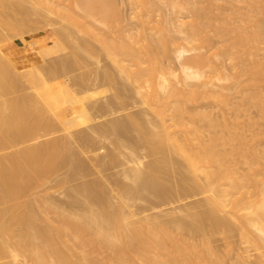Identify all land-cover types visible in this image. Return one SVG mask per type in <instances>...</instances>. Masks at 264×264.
Masks as SVG:
<instances>
[{"label": "bare ground", "instance_id": "1", "mask_svg": "<svg viewBox=\"0 0 264 264\" xmlns=\"http://www.w3.org/2000/svg\"><path fill=\"white\" fill-rule=\"evenodd\" d=\"M2 1L3 0H0L2 6H4L5 5L4 3L7 4V2L9 0L7 2L3 1L4 3H2ZM16 1L18 2V0H14V2H16ZM27 1L25 0L26 3H28ZM41 1L44 2L43 0H41ZM49 1L51 2V4H55L54 2L57 0H55V1L53 0V3L51 0H49ZM70 1H71V3L67 1L68 2V4H67V3H64L65 1L59 0V2H56L55 5L58 4L57 6H59L61 3V5H63V6H59V7L60 8L64 7L66 9L65 10L66 12H67V9L69 11L71 8L72 9L70 10V12L72 10H75L76 12L78 11L77 14L72 13V15H74V18H76L75 17V15H76L78 17L77 19H79V20L82 19L83 22H86L87 24L90 22V21L87 22V20H88L87 18L90 16H91L90 20L92 18L91 11H98V10H94L95 6L97 7V5H98V7L101 8V9L100 8L99 9L102 12L104 10V13H105V11H110V10L112 11V8H114L113 13L116 12L118 14V16H120V18L122 16V12H123L122 11L123 6H122L120 0L119 1L118 0H70ZM143 1L147 3V6H146V3H144V6L146 7V8L144 7V9H147L146 13H148V15L150 17V19H148L146 21L150 20V22H156V20L154 19L155 17H153V16H155L157 12L155 13L154 9L157 8V10H158L159 7L157 5H156L157 7L154 6L155 1L154 2H152L151 0H146V1L143 0ZM22 2H24V1H22ZM45 2H47V1H45ZM45 2H44V4H45ZM156 2L160 3L159 1H156ZM246 2L251 3L252 6L256 8L255 9L256 12L258 10V16L262 15L261 11L262 12L264 11V0H248ZM11 3H10V5H12ZM63 3L66 5H69V3H70V4H72V6L69 5L71 7L70 8L69 6H66V5L64 6ZM96 3H97V5H95ZM175 3H176L175 1L170 2L171 7L172 6L174 7V5L177 6L178 3L177 4H175ZM184 3H182V4H184ZM15 4H19V3H15ZM199 4H201V3H196V4L194 3L195 6L192 5L194 8H192V6H191V8L194 10V13H193L194 18L192 17V21H190L191 23L190 24L188 23L190 35H188V36L186 35L184 39H186V41H188V42H191V41L196 39L197 35L203 34L204 31L206 33L208 31L212 30V27H213V29L216 30L215 31L216 34L221 38L220 40L223 41V43H222L223 46L222 47L220 46L219 50L220 51L222 50L221 52H224V50L226 51L228 49L229 53L231 54V60L234 61L236 64H240L242 66V75L244 77L241 79L240 85L245 86L242 88L246 89V88H249L250 86H251V88L252 87L256 88L255 86H252L253 83H256L257 81L264 80V63L261 60L249 58L251 55H253V46L251 48V46H250L251 44H250L248 47V42H250L251 39L252 40L255 39L254 43H256V41H258L256 39H258L260 37L259 36L257 37V35H259L257 32H263L264 31L263 23H261L259 26L258 24L256 25L253 22L254 20H257L258 18L257 19L253 18L254 20L251 19L252 17H255V16H253L254 14L251 15L254 11V10L252 11V9H251L252 13L250 12L251 13L250 15L249 14L246 15L245 19L248 17V19H246V20H247V22H250L249 17L251 16L250 19L253 20L252 22L255 24L254 25L255 30H253V32H251L252 33L251 36H248V34H251V33L247 34L246 32H248V31L237 32V31H239L238 29H244L245 30L247 27L245 28V27L237 26V28H238L237 29L236 25L234 27V24H232L230 22V20L226 21L228 19H232V17L230 18L229 16H227L228 17L227 19L223 18L225 20H222V16H221L220 20H218V18H217V21H219L218 23H216L214 21H213L214 22L213 23L212 21H210V20H213V18L211 19L210 16H208L210 13L209 6H207L208 8L206 7L208 10H205L206 8L204 7L205 9L204 8L202 9L201 7H203V6H200ZM10 5H8V6L10 7ZM23 5H24V3H23ZM45 5H47L46 7H49L48 6L49 4H45ZM158 5L161 6L160 4H158ZM19 6H20V4H19ZM25 6L28 7L27 5H25ZM36 6H37V4H36ZM153 6H154V8H152ZM181 6H183V5H181ZM181 6H180V8H182ZM253 7H251V8H253ZM32 8H34V6ZM51 8H52L51 9V11H52L53 7H51ZM8 10L9 9H7V11ZM15 10H16V8H15ZM21 10H20V12H21ZM35 10H37V7ZM157 10H155V11H157ZM24 11H26V10H24ZM24 11L22 10V12H24ZM30 11H32V9H30L29 12ZM65 11H63V12H65ZM150 11H152L154 13H152ZM10 12H11V10H10ZM22 12L20 14H22ZM58 12L59 11H57L56 13H53V14H57ZM1 13H0V20H1L0 24L2 23V21L6 22V20H3V18L5 16L3 17ZM25 13H27V12H25ZM259 13H261V14H259ZM12 14H16V13H12ZM31 14H32V12H31ZM33 14L35 15L34 12H33ZM36 14H38V13H36ZM43 14L41 13V15H43ZM45 14H46V12H45ZM62 14L63 13H61V15ZM95 14H97V13H95ZM95 14H93V15H95ZM66 15H68V14H66ZM102 15H106V14H101V16ZM48 16H50V15H48ZM107 16H109V13L107 14ZM263 16H262V18H263ZM31 17H33V16H31ZM35 17H33L34 20H35ZM65 17L67 18V16H65ZM68 17H70V15ZM11 18H12V16H11ZM11 18L7 19L8 24H5L3 22L4 26L2 25L3 23L0 26L1 27L6 26L7 28L9 26V28L11 27V30L13 31V33L14 32L17 33L15 30L20 29L17 27H21V28L23 27V24H22L23 21L22 22H18V21L13 22ZM13 18H15V17H13ZM20 18H23V17H20ZM42 18H43V16H42ZM46 18H48V17H46ZM100 18H102V17H100ZM5 19H6V17H5ZM67 19H69V18H67ZM117 19L119 20V18H117ZM9 20H11L13 23L11 21L9 22ZM16 20H18V19H16ZM21 20H23V19H21ZM30 20H31V18H29V21ZM79 20H78V23H77V20H75V21H76V24H79L81 26L82 22L80 21V23H79ZM112 20H113V18H112ZM112 20L111 21L109 20V21L112 22ZM121 20H122V18H121ZM214 20H215V18H214ZM25 21H26V19H25ZM42 21H44V20H42ZM68 21L69 20H67V22ZM70 21H72L71 18H70ZM115 21H117V20H115ZM233 21H234V19H233ZM106 22H108L107 19H106ZM91 23H93L95 25V23H97V22L94 23L92 21ZM116 23H117V25H119L118 22H116ZM27 24H28V22H27ZM72 24H74V23H72ZM72 24L70 23L71 27H72ZM101 24L103 26V23H101ZM101 24H99L98 26H100ZM148 24H149V22H148ZM208 24L211 25V26L209 25L211 27L210 30L206 29ZM94 25H92L93 28H94ZM113 25H114V23H113ZM117 25H115V27L119 29L121 25H119V27H117ZM165 25L167 26L168 24H165ZM261 25H263V26H261ZM29 26H33V25H29ZM80 26L79 27L76 26V28L78 29V28H80ZM98 26L95 27V28H97L96 30H98ZM106 26H107V23H106ZM62 27H64V26H62ZM74 27H75V25H74ZM87 27H89V26H87ZM112 27L115 30V27L114 26H112ZM112 27H111V29H112ZM27 28H28V26H27ZM76 28H71L70 31L74 32L75 30L72 31V29H76ZM83 28H84V26H83ZM90 28L91 29H89V31L92 30V32H94L95 28L94 29L92 27H90ZM103 28L104 27H102V29ZM109 28H110V26H109ZM122 28L123 27L121 26L120 29H122ZM99 29H100V27H99ZM102 29L98 30L99 32L98 31L97 32L100 33V31H102ZM120 29L116 30V31L119 32ZM236 29H237V31H236ZM261 29H263V31H261ZM6 30L9 31V29H6ZM67 30H68V28H67ZM84 30L86 31V29H83V31ZM104 30H106V28ZM29 31H30V29L28 30V33H29ZM52 31L54 32V30H52ZM78 31H79V29H78ZM21 32H22V30H21ZM103 32H105V31H103ZM103 32L100 33V34H102L101 36L104 35ZM106 32H105V34H106ZM112 32H110L109 35ZM115 32L113 34H115ZM120 32H121V36L120 35L117 36L118 38L120 37V39L122 40V42H120V39H119L120 43L117 42V43H119L118 44L119 46L117 44H115L116 42H114V43L112 42V46H115V45L118 46V47L116 46L118 50L115 49V51L117 50L118 52L115 53V55L113 54L114 50L112 51L110 49L111 48V43H110L111 41L110 40H108V41H110L109 42L110 48L107 47L108 41L106 43H104L106 41L104 37H102V39H104V40H102L103 43H100V42L99 43L101 44V46H103V44L107 45L105 47V49L109 48V51L114 55V56L113 55H111V56L115 57L117 54L118 57L117 58L115 57V59H116V62H118L120 64V68L118 67L119 68L118 70H121V72L124 74V75L123 74L122 75L125 76V79L127 78V80L129 79L132 83L138 84L139 89H141L138 91L139 93H142L145 96V98H150L149 96L153 97V95L155 96L153 98H157V101L160 102V104L156 105V107H155V108H157V110L155 109L157 111L156 113H158V115H160L162 117V119L165 118L166 116H168L169 119L167 122H169V120H170V123L167 124V122L165 121L166 119H164V120L159 122L160 123L159 127H158V124L157 125L155 124L154 127H152V129L150 128L151 130H155V131L152 132L151 130L149 131V129H148V131H146L145 130V127H147L146 123L149 121H147V122L143 121V123H142L141 122L142 120H140L142 118L136 117V116H141V115H135V114L130 113L129 114L130 116L125 117V119H124L125 122H123V120H122L121 122H123V123L120 122L119 124H114V121H113V124H111L112 123L111 122L110 125L109 124L106 125V123H102V124L100 123L101 125L97 126V130L99 133L101 132V134H102L101 136L109 137L110 135L113 136L115 134L114 138L116 137V139L113 142H114V146L116 145L118 148L123 143H126V142H122L121 140H119L118 133L121 130L125 131V128H132V129H130L131 131L136 130L137 131V137L135 138L134 145H137V146L143 145L147 149L149 156L150 157L154 156L153 157L154 159L153 160L151 159V161H149V163H147L146 166H143V168H141V167L144 164L141 165L140 164L141 161L139 163H137V161H135V165L127 168V170L125 169L123 171V175L125 176V179L127 178L130 181V182H128L129 184L128 183L126 184L124 182H123L124 183L123 184L120 181V179L115 178V180L113 181V184L115 185L114 190H118L117 192L119 194V198L118 197L117 198L120 201L119 207H117L118 206L117 204L119 202L115 203V200L114 199L112 200L111 199L112 197L110 198L108 196V194H110V192L107 193L106 191H108L109 188L106 190L104 188L106 186L105 183L104 182L101 183L102 181L100 182L98 180V184H93V182L92 183L91 182L90 183L85 182L86 184H81L78 187L77 186L75 187L76 188L75 189L76 195L74 193V195H75V197H74L75 201L74 202L79 201L80 199L81 200L83 199L82 201L84 202V204L86 206L85 207L86 210L82 214H78L76 212H75L76 214L74 212L65 213V210H63L64 208L63 209L60 208L62 210H52L54 203L52 202L53 205H51L49 202L51 200H49V201L44 200L43 202H39V199H37L38 203L34 199V202L33 201L19 202V203L14 204V205H8L3 210H0V260L7 255L8 257H13V258H15L17 256H22L23 261L24 262L27 261L26 263H23V264H186L187 262H190L189 252L193 248V245H192V243L189 242V240L186 238V236L188 235V232H191V230L193 231V230L198 229V227L200 228L201 225L203 224V222L205 221V218L203 216L199 215V212L201 209H198L197 211H194V210L186 211V213L184 215H181L180 217L178 216V217H174V218H169L167 220H165V219L161 220L162 217L158 218V219H149V220H147L146 217H145L146 220L140 219V218H134L136 216L135 215L136 213H134V210L133 211L128 210V212L126 213V209H125L126 206H129V205L125 204L126 202H128V201L125 202V200H129V201L130 200H136L141 196H153V197L157 198L158 200H160L161 198L164 199L165 198L164 197L165 196L164 190H166V189L168 190L169 186L171 187L169 182L172 181V180L169 181V178H168V180H166L167 178H165V177L171 176V175L173 176V174H172L173 172L177 173L179 176V178L177 180L179 182L177 184L178 185L180 184L179 187L185 183V181H184L185 176H189L191 178L190 183H188L189 189L199 188L202 186V181L205 182L207 184L209 194L206 197L207 198V204L204 207V210H208L209 213H212L211 215L213 217L212 218L213 221L216 223L215 225H222L223 224V221H221L218 217H216V215L225 214V216L229 222H234L235 224L239 225L240 231H241V236L247 242H250L255 247H257L258 250L261 252V254L264 256V171L262 169L258 168V165H256L258 163L257 162L258 159L252 158V157L258 156L259 154H257V155L255 154L256 156H252V157L250 156L252 159H254V160L256 159V161H252L253 163L256 162L255 163L256 168L253 167V169H248L249 171L247 173L240 174L236 168L237 162L235 159V154L231 150H229L227 147H228V145H231L232 148L237 151L238 157L242 158L249 165V163H250L249 155L250 154H247L242 148L243 146L247 145V140L245 139V137L241 133L231 131L229 122L224 121L222 124H220V122L218 123L217 120L213 119V117H212L213 115L212 114H211L212 116L210 115L211 112H209V113H205V112H201V111L200 112H198V111L194 112V110H193V112H191V111H189V108L186 107L183 102H181L180 99L182 96L185 95L184 94L185 91L182 88L176 87L177 85L173 82L175 75L172 74V72H169V70L165 68V66H164V64L160 58L161 51L158 50V49H160V47H161L160 44H162V42H163V45L164 44L168 45V42L165 40H166V38H168L167 34H168V32L170 33V28L169 29L166 27L160 28V30L158 31V34L156 32V36L154 35V37H153V35L152 36L146 35L147 38H143V40L146 41V43H144L143 49L142 48L135 49L136 48L134 46L135 42L133 43L132 42L133 40L131 41L130 38H129L130 41L125 39V38H127V35H124L125 31L123 29ZM1 33H0V37L3 36V34H1ZM84 33L86 34V32H84ZM94 33H96V32H94ZM98 33H97V37L98 36L100 37V35H98ZM19 34H23V32L18 33L17 35H19ZM89 34H87V35H89ZM8 35L9 34L1 37L2 41L8 42L11 38L10 36H9L10 37L9 38ZM17 35L15 34L14 36H17ZM63 35L65 36L66 33ZM11 36H13V34ZM59 36H60V34H59ZM91 36H95V35H91ZM112 36H110V37H112ZM124 36H125V38H124ZM61 37H62V34H61ZM97 37H95V39ZM117 37H115V38L117 39ZM171 37H172V35H171ZM58 38L61 39L60 37H58ZM65 38L63 37V39H65ZM106 38H108V37H106ZM115 38L113 40L117 41V40H115ZM261 38H262V36H261ZM248 39H250V40H248ZM98 40H101V39L99 38ZM252 40H251V42H253ZM65 41H67V39H65ZM160 41H161V43H160ZM129 42H132L133 44L129 43ZM86 43H83V44H86ZM65 44H66V42H65ZM72 44H74V43H72ZM76 44H78V43H76ZM113 44H115V45H113ZM130 44L133 46H131ZM33 45L34 44L29 43L28 47H33ZM68 45H70V43ZM167 45L165 46L166 51L169 50ZM246 45H247V47H246ZM74 46H72V47H74ZM79 46H78V49L80 50ZM88 46L90 47V44ZM140 47H142V46H140ZM244 47L246 50L243 49ZM17 48H18V45L16 42H8L7 44L0 46V72L8 69L9 66H10L9 69L12 68L11 65H9L7 68V65L10 64V62H12L11 59L15 55V51L17 50ZM75 48L77 49V47H75ZM163 48H164V46H163ZM66 49H68V48H66ZM71 49L70 50L68 49V50L71 51ZM78 49H77V51H78ZM107 49H106V51H107ZM72 50H74V49H72ZM81 50H83V49H81ZM81 50H80V52H81ZM137 50H140L142 52L137 51ZM186 51L187 50L179 51L178 56H180V57L183 56ZM86 52H84V53H86ZM242 52L244 53L242 55L243 56L245 55L246 58L241 56ZM41 53L42 52L40 51L39 55H42ZM106 54H107V52H106ZM164 54H165V52H164ZM166 54H167V52H166ZM20 56H22V55H20ZM77 56H79V55H77ZM17 57H18V59L20 58L19 56H17ZM17 57H15V58H17ZM70 57H71V55H70ZM109 57H110V53H109ZM113 57H111V58H113ZM241 57H243V58H241ZM17 60H14V61H17ZM50 60H52V59H50ZM56 60H57V58H56ZM59 61H61L60 58H59ZM67 61L71 62L72 59L70 61L69 60H67ZM67 61H65V62H67ZM125 61H128L129 63L126 62L125 64H127V65H124L122 62H125ZM186 61L185 62L188 64H185L186 66L183 67V69H184L183 71L185 72V75H184L185 79H195V80H202V81H201L200 85H197V83H194V82L184 83L183 85L186 87L185 89L194 88V87H203V88L208 87L210 82L214 78V74H212V73L216 72V67H217L216 66L217 62L215 61L214 54L211 53L210 51L204 52L201 54H195V55L193 54L191 56L186 57ZM17 62H18V64L17 63L16 64L19 66L20 62L19 61H17ZM75 62H77V61H75ZM13 63H11V64L14 65ZM51 63H53V62L51 61ZM78 63L80 64L81 61L77 62V64ZM118 63H116V65ZM53 64H55V63H53ZM59 64L60 63H58L57 65H59ZM114 64H115V62H114ZM193 64H195V65L205 64L203 67H206V65H207V67L212 68L213 71H211V73L208 74L205 70H202V69L191 70L192 69L191 66H188V65H193ZM41 65L42 64H40L39 66H41ZM43 65H45V64H43ZM57 65H55V66H57ZM72 65H74V64H72ZM14 66L17 67L16 65H14ZM15 67L12 68L13 71H14ZM21 67H22V65H21ZM62 67H63V64H62ZM80 67H82V66H80ZM203 67H200V68H203ZM30 68H32V67H30ZM30 68L26 69V71L23 72V74L24 73L26 74L27 70H28L29 72L27 74H29V76H30V77L28 76V78H30V80H31L29 82H31V83L33 82L32 84H34V79L36 80L37 78H35L36 76L34 77V75L32 74L33 70L30 71ZM67 68L70 70L69 66ZM15 69L18 70L17 68H15ZM62 70H63V68H62ZM57 71H59V70H57ZM63 71H67L66 68ZM71 72L72 71L70 70V73ZM158 72H160L162 74V77H161V79H159V81L156 79V75H155ZM104 73L106 74L107 72L105 71ZM6 74L10 75V73H8V71ZM58 74L59 73H57V76H59ZM110 74H111V72H110ZM17 76H19V75H17ZM57 76H56V78H57ZM7 77L4 76V74L2 75V73L0 74V94L1 93L5 94V92H7L8 90L10 92L12 90L13 86H15L16 84H19V82H20L19 80H17L18 78H20V76L18 78H15L13 75H10V78L11 77L14 78V81L16 79L15 82H12L13 79L11 80L9 77H8L9 79ZM52 77H53V75L50 78H52ZM66 77H68V76H66ZM109 77H111V75H108V78ZM26 78H27V76H26ZM45 78H47V77H45ZM53 78H55V77H53ZM108 78L106 77L107 80H108ZM112 78L113 77H111V79ZM32 79H33V81H32ZM38 79H37L38 83H36L35 87L37 86V84H39L38 87L41 91L39 93H41V97L43 98V100L46 101V103H44V102H42V103L47 105L46 106L47 109L46 108L43 109L44 107L40 108L38 106L39 101L36 100V98L39 99V97L30 98V100H25L27 98L23 97L25 99H23V100L21 99L22 101L21 100L17 101V99H15V101H13L11 103H10L9 99H7V100H9V102H6V100L4 101L3 100L4 98L2 99V101H4V103L1 101V103L3 105L0 106V151H3V150L5 151L7 149L12 150L13 148H16V147L18 148V146L20 147V145H22V147L13 151L12 153L7 152L6 154L3 153V155L0 154L1 155L0 156V205L1 204L2 205L8 204L11 201L20 198L21 196H24L35 185L37 186V184H39V183H40L39 185H41L42 181L47 182L46 180H44L45 177L46 178L51 177L52 173L54 174V172L59 168L62 169L61 166L63 167V165L66 167H67V165H69V166L72 165V168H69L70 170L72 169V171L69 173V175H72V173H74V175H76L75 171H77L78 169L81 170L80 169L81 163L79 161H76L77 159H75V155L71 151V149H70L71 147H69L70 144H72V143H70L71 141L69 138H71V137H69V135H68L69 140L66 141V142L70 141L68 147H67V144H64V142H62V140H60L58 138H56V139L53 138L52 140L50 139L49 141H46V142H44L45 141L44 140L43 141L44 143L43 142H41V143L35 142V140L39 136L38 134L40 133L41 130H43L42 132H44V130L46 132H48V131L51 132L50 130L52 128H53L52 131L55 129V127L53 125V124H55L53 122L54 120L52 121L51 120L52 118L50 119V117L48 116L50 114V112L53 114V116L58 118L61 126L65 127L64 128V130H65L66 127L68 129L72 126V121L70 120V116L75 111V110H73V111L65 114L64 111L61 109L62 106H64L63 104H67L69 101H71L70 99H69V101L67 100V98H66L67 92L63 86H61V87L59 86L57 88H52L44 80H41L40 78H38ZM111 79H109V80H111ZM46 81H48V80H46ZM111 81L113 82V80H111ZM21 82H23V81H21ZM35 82H37V81H35ZM46 83H47V86H46ZM84 83H85V81H84ZM18 86L20 87V84ZM18 86H15L16 89ZM22 86H24V88H26L25 84H23V83H22ZM33 86L31 85V87H33ZM67 86H69V85H67ZM38 87H37V90H38ZM74 87H76V86H74ZM9 88H11V89H9ZM69 88H70V86H69ZM101 88H103V87H101ZM19 90H16L17 93H15V94L21 93V92L18 93ZM27 90H25V91H27ZM208 94L211 95V92L206 91L204 93V95L207 97H208ZM31 95H32V92H31ZM248 95L249 96L247 97V99L250 101L252 99L264 100L263 91H259L257 88L253 91V93H250ZM23 96H24V93H23ZM42 98H40V99H42ZM71 99H74V98H71ZM159 99H160V101H159ZM69 104L71 105L70 102H69ZM40 106H41V104H40ZM170 110H171V112H170ZM168 113H170V114H168ZM168 117H166V118H168ZM202 120L206 121V122H202ZM118 122L119 121H117L116 123H118ZM149 123L152 125V122H149ZM204 123H206V124H204ZM57 124H56V126H57ZM144 125H146V126H144ZM219 126H220L221 132H223L224 135L218 134L220 132L217 129V128H219ZM221 127H222V129H221ZM154 128H156V129H154ZM157 128H158V130H157ZM66 130H65V132H66ZM78 132L82 133L81 131H78ZM76 133L77 132H75V134ZM112 133H114V134H112ZM41 134L42 133H40V135ZM80 136H83V135H80ZM112 136H110V137H112ZM57 137H59V136H57ZM78 137L75 139V141L78 139ZM46 138H49V137H46ZM65 138H67L66 135H65ZM87 138L92 139L90 137H87ZM38 139H40V138H38ZM81 139H83V138H81ZM31 141H34L35 143H33V142L31 143ZM83 141H84V139H83ZM85 143H86V138H85ZM101 148H103V147H101ZM76 157H77V155H76ZM174 158H175V160L177 158L179 160V162L176 163L177 160L175 161ZM133 160L134 159H132V161ZM253 163H250L249 167L252 168ZM175 164H176V167H174ZM253 166H254V164H253ZM79 170L77 173H79ZM172 170H173V172H172ZM99 171L100 170H98V173H99ZM169 172L171 173V175L167 174ZM74 175H72L71 178L74 177ZM165 175H167V176H165ZM174 175H176V174H174ZM67 176H68V174H67ZM172 176H171V178H173ZM176 177H177V175L175 176V178ZM173 180L175 181L176 179L173 178ZM174 181L171 182V184L175 188ZM48 182H49V180H48ZM99 182H100V184H99ZM101 184H104L105 186L104 185L102 186ZM171 188H173V187H171ZM172 190H174V189H172ZM172 190H170V191H172ZM80 196H82V197H80ZM112 201L115 203V207H117V208L114 207V209L113 208L111 209L112 204H113ZM59 207H61V206H59ZM130 207H131V205H130ZM131 210H132V208H131ZM53 212H54V214H56V216L53 215ZM214 214H216V215H214ZM50 215H53V217H57V219L53 218L54 219L53 220ZM186 217L187 218L192 217V223L190 224L191 226L190 225L187 226L184 223V219ZM147 218H150V217H147ZM151 218H153V217H151ZM155 218H157V217H155ZM192 225H193V228H192ZM22 226H24V227L22 228ZM75 241H76V244H75ZM74 244L79 246V247L75 246L76 247V249H75ZM206 250L208 253L213 255L212 262L211 263H197V264H220L221 263L220 259H218L216 257V254L214 251H212L211 249H206ZM11 251L13 252V254H11L12 253ZM103 254H106V256L100 257ZM104 258L106 260H104ZM0 264H13V263L11 261H7V262L3 261Z\"/></svg>", "mask_w": 264, "mask_h": 264}, {"label": "rangeland", "instance_id": "2", "mask_svg": "<svg viewBox=\"0 0 264 264\" xmlns=\"http://www.w3.org/2000/svg\"><path fill=\"white\" fill-rule=\"evenodd\" d=\"M3 1L7 2L8 0H3ZM3 1H2V3H4ZM20 1L18 0V2L17 1L14 2V0H12V1L9 0L8 1L9 3L8 2H7V4L4 3L6 6L5 5L2 6V4L0 2V10L2 9L0 11V13L2 12L1 13L2 16L6 17V19H5V17L3 18V20H6V22L2 21V23L4 22L5 24H8L7 19L11 18V16H12L11 19L13 22H17V21L22 22L23 21L22 22L23 27L22 28L17 27L20 29L15 30L17 33H15V32L13 33V31L11 30V27L9 28V26H8V28L6 26H5L6 28L3 27L4 23L3 24L1 23L3 25L2 27L0 26L1 27L0 31L2 32V33L1 32L0 33L3 34V36L9 34L8 37L9 36L11 37V38L9 37L10 40L8 42H16L18 45V48L15 51V55L11 59L12 62H10V64L7 65V68L9 65H11L12 68L15 67L14 65H16L17 67H15V68H17L18 70H16L14 68V71H15L14 72L12 68L9 69L10 68V66H9L8 69L3 70L5 73L3 71H1L0 74L2 73V75L4 74V76H6V77L8 76L9 78H10V75H13L15 78H18L20 76V78H18L17 80H19L20 82L23 81L21 83L18 81L20 84V87L18 86L19 84L15 85V86H18L19 88L17 87V89H16V87L13 86V88L11 90L12 92L10 91L12 94L9 92V90L7 92H5V94L4 93L0 94V106L3 105L1 103L3 98H4L3 99L4 101L6 100V102H9V100H10V103H11V102L15 101V99H17V101H18L21 99L23 100L25 98H27L25 100H30V98L39 97V99L36 98V100L39 101L38 106L40 108L44 107L43 109H45L47 105L44 104V103H46V101L43 100V98L41 97V93H39V92H41L39 87H38L39 84H37V86L35 87L36 83H38V80H39L38 78L47 82L48 85H50L52 88H57L59 86L60 87L63 86L67 92V96H66L67 100L68 101H69V99L71 100V101H69L71 103V105L68 102L67 104H63L64 106H62L61 109L64 111L65 114L75 110L70 116V120L72 121V126L68 129L66 127L67 130L65 129L66 130V132H65V130H64L65 127H62L58 118L53 116V114L50 112V114L48 116L50 117V119L52 118L51 119L52 121L54 120L53 122L55 124H53V125L55 127L54 130L56 132L54 130L52 131L53 128L50 130L51 132L48 131L49 133L46 132L45 130H44V132H42L43 130H41L40 133H42V134L41 135H40V133L38 134L39 136L37 137V139H36L37 141L35 140V142L41 143L44 140H45L44 142H46V141H49L50 139L52 140L53 138L54 139L58 138V139L62 140V142H64V144H67V147H68L69 142L71 141L70 143H72V144H70L69 147H71L70 149L74 153L75 159H77L76 161H79L81 163V167H80L81 170L78 169L79 173H77L78 170L75 171L76 175H74V173H72V175H74V177L71 178L72 175H69V173L72 171V169L70 170L69 168H72V165L71 166L67 165V167L63 165L64 168L61 166L62 169H60V168L57 169L58 171L56 170L57 171V172L55 171L56 173L55 172H54V174L52 173V176L49 177L50 179L45 177L44 180H46L47 182L42 181L41 185H39L40 183L37 184V186L35 185L33 187L34 189L32 188L24 196H21L20 198L11 201L8 204H4V205L1 204L0 210H3L8 205H14V204H17L19 202H26V201L27 202H30V201L34 202V199L38 203L37 199H39V202H43L44 200H48V201L51 200V201H49L50 204L53 205V203H54V206L53 207L51 206L52 210H62L64 208L63 210H65V213H72V212L75 213L76 212L78 214H82L86 210L85 209L86 206H85L84 202L82 201L83 199L82 200L80 199L79 201L74 202L75 201L74 197L76 195V192H75L76 188L75 187L76 186L78 187L81 184H86V183H90V182L91 183L93 182V184H98V180L100 182L102 181L101 183H103V182L105 183L106 186L104 184H101V185L102 186L104 185L105 186L104 188L106 190L109 188V190L106 191L107 193L110 192V194H108V196L110 198L112 197L111 199L112 200L114 199L115 203L119 202L117 204L118 205L117 207H119L120 201L118 200V198H119V194L117 192L118 190H114L115 185L113 184V181L115 180V178L120 179V181L122 183L124 182L127 184L130 181L127 178L125 179V176L123 175V171L125 169L127 170V168L135 165V161H137V163H139L141 161L140 164L141 165L144 164V165H142V167L140 165L139 166L141 168H143V166H146V164L149 163V161H151V159L152 160L154 159L153 158L154 156H151V157L149 156L147 149L143 145H138V146L134 145L135 138L137 137V131L136 130L131 131L130 129H132V128H125V131L121 130L119 132L120 134L118 133L119 140H121L122 142H126V143H123L121 145L122 147L119 146V148L116 145L114 146L113 141L116 139V137L114 138V135H115L114 133H112L114 135L113 136L110 135L112 137L109 136L110 137L109 138L107 136H101L102 135L101 132L99 133L97 130V126L101 125L102 123H106V125L107 124L110 125L111 122H112L111 124H113V121H114V124H119L122 120H123V122H125V120H124L125 117L130 116L129 115L130 113L135 114V115H141V116H136V117L142 118V119H140V120H142L141 121L142 123H143V121L152 122V125L149 122H147V123L145 122L147 125V127H145L146 131H148V129L150 131L152 129V127H154L155 124L156 125L158 124V127H159L160 121L166 119L165 121L167 122L169 119L168 116H166L168 118L165 117L162 119V117L160 115H158V113H156L157 108H155V107H156V105H159L160 102L157 101V98H153V97H155L154 95H153V97L149 96L150 98H145V96L142 93L138 92L139 90H141V89H139L138 84L132 83L129 79L127 80V78L125 79V76H123L124 74L121 72V70H118L120 68V64L118 62H116V59H115V57L117 58L118 56H117V54L115 57H113V56L115 55V53L118 52L117 51L118 50L117 47L119 46L118 44L120 42H122L120 37L119 38L117 37L119 35L121 36L120 31L122 29L125 31L124 35H127V38H125V36H124V38L127 39L128 41H130L129 40V38H130L131 41L133 40L132 41L133 43L135 42L134 43L135 44L134 46L136 47L135 49H137V48L143 49L144 43H146V41L143 40V38H147L146 35L147 36L153 35V37H154V35L156 36V32L158 34V31L160 30V28H165V27L168 29L170 28V33L168 32V34H167L168 38H166V40H165L168 42V45L167 44L166 45L169 48V50L166 51V49H165L166 45L165 44L163 45V42H162V44H160L161 47L158 50L161 51L160 58L164 64L165 68L168 69L169 72H172V74L175 75L173 82L177 85L176 87L182 88L185 91L184 92L185 95L182 96L180 99L181 102H183L185 104V106L189 108V111H191V112H193V110H194V112H197V111L198 112L201 111V112H205V113L211 112L210 115L212 114L213 116L212 115L211 116L213 117L214 120H217L218 123L220 122V124H222L224 121L229 122L230 123V130L233 132L235 131V132L241 133L245 137V139L247 140V145L243 146L242 148L247 154H250L249 157L250 156L251 157L256 156L257 154H259L258 156L252 157V158L258 159L257 160L258 163L256 165H258V168H260L264 171V100L252 99L250 101L247 99V97L249 96L248 94L253 93V91L256 88L259 91H263V93H264V80L257 81L256 83H253L252 86H255L256 88H254V87L251 88V86L249 88H246V89L242 88V87H245V86L240 85V81L244 77L242 75V66L240 64H236L234 61L231 60V54L229 53L228 49L226 50L227 52L225 50H224V52H221L222 50L221 51L219 50V47L223 46L222 45L223 41L220 40L221 38L216 34V32H215L216 30L213 29V27H212V30H210L211 29V27H210L211 23L210 22H209L210 24H208L207 28H206L210 31H208L206 33L204 31L203 34L197 35L196 39L191 41V42H188V41H186V39H184L186 35L187 36L190 35L188 23L190 24L191 23L190 21H192V17H193V13H194V10L192 8H194L193 6H195L194 3L195 4L201 3L199 5L203 6V7H201L202 9L204 7L206 8L207 6H209L210 13L208 16H210L211 19L213 18V20H210V21H212V22L214 21V22L218 23L219 21H217V18H218V20H220L221 16H222V20L227 19L228 18L227 16H229L230 18L232 17V19H228L226 21L230 20V22L232 24H234V27L236 25V28H237V26H241V27H245V28L247 27L248 29L246 28L245 30L237 28L239 30V31H237V29H236L237 32L248 31V32H246L247 34L253 32V30H255V26H254L255 24L256 25L258 24L260 26V24L263 23V25H264V16H263L264 11L263 12L261 11L262 15L258 16V10L256 12V10H255L256 8L253 7L251 3L246 2L248 0H245V1L244 0H173V1L172 0H151L152 2L155 1L154 6L155 7L158 6L159 8H158V10H157V8L154 9V12L155 13L157 12L156 15L153 16V17H155L154 19L156 20V22H150V20L146 21V20L150 19L148 13H146L147 9H144V7H145L144 3H146V2H144L143 0H120L121 4L123 6V10H122L123 11L122 12L123 17L121 16L122 20L116 12L113 13L114 8H112V11L111 10L105 11V13H104V10L102 9L103 10V12H102L100 10L101 8L98 7V5L96 3L95 5H97L98 8L94 5L95 6L94 10H98L99 12L98 11H91L92 18H91V20H90L91 16L87 18L88 19L87 22L90 21L87 24L86 22H83L82 19L81 20L77 19L78 17L76 15H75L76 18H74V15H72V13L77 14L78 11L76 12L75 10H72L70 12V10L72 9L70 7V6H72V4H70L71 3L70 0H63V1H65L64 3H67V4H68V2H70L69 3L70 6L63 3L64 6L66 5V6H69L71 8L69 11L67 9V12L65 11L66 9L64 7H61V8L59 7V6H63V5H61V3L59 6H57L58 4L55 5L56 2H59V0H57V1L54 0L55 4H51V2L49 0H43L44 2L49 1L48 3L45 2V4H49L48 6L50 8L46 7L47 5H45L44 2H42L41 0H40L41 2L39 0H35V1L34 0H28L27 1L26 0L28 3H26L25 0H20ZM22 1H24V2H22ZM51 1L53 3V0H51ZM156 1H159L160 3L156 2ZM174 1L176 2L175 4L178 3L177 6L174 5L175 8L173 6L171 7V5H170V2H174ZM181 2L184 4H182ZM10 3L12 5H10ZM15 3H19L20 6H19V4H15ZM23 3H24V5H23ZM35 3L37 4V6ZM158 4H160L162 7L159 6ZM8 5H10V7L11 6L12 7L10 8ZM25 5H27L28 7H26ZM181 5H183V6H181ZM33 6H34V8H32ZM146 6H147V3H146ZM154 6L152 8H154ZM180 6L182 8H180ZM191 6H192V8H191ZM36 7H37V10H35ZM51 7H53L52 11H51V9H52ZM251 7H253V8H251ZM15 8H16V10H15ZM20 8L21 9L23 8L22 10L23 11L26 10V11L22 12V10ZM29 8L32 9V11L29 12V10H30ZM207 8L205 10H208ZM7 9H9V10L7 11ZM251 9H252V11L254 10L253 13H252ZM10 10H11V12H10ZM20 10H21L22 14H20L21 13ZM155 10H157V11H155ZM44 11L46 12V14ZM55 11L56 12L59 11V12L57 14H53V13H56ZM63 11H65V12H63ZM25 12H27V13H25ZM31 12H32V14H31ZM33 12L35 13V15L33 14ZM40 12L42 14L43 13L44 14L41 15ZM107 12L109 13V16H107V14H108ZM150 12H152V11H150ZM154 12H152V13H154ZM12 13H16V14H12ZM36 13H38V14H36ZM61 13H63V14L61 15ZM95 13H97V14H95ZM261 13H259V14H261ZM66 14H68V15H66ZM93 14H95V15H93ZM101 14H106V15L101 16ZM248 14L249 15L254 14L253 16H255L252 18H251V16L249 17L250 22H247V20H246V19H248V17L245 19L246 15H248ZM23 15L24 16L26 15V16L24 17ZM48 15H50V16H48ZM69 15H70V17H68ZM19 16L23 17V18H20ZM31 16H33V17L36 16L35 20ZM42 16H43V18H42ZM65 16H67V18H69V19H67ZM262 16H263V18H262ZM13 17H15V18H13ZM46 17H48V18H46ZM100 17H102V18H100ZM29 18H31V20H30L31 22L29 21ZM70 18L72 19V21H70ZM112 18H113V20H112ZM117 18H119V20ZM214 18H215V20H214ZM223 18H225V19H223ZM250 18L251 19H253V18L257 19L258 18V19L257 20L253 19L254 20L253 21ZM16 19H18V20H16ZM21 19H23V20H21ZM25 19H26V21H25ZM41 19L44 21H42ZM74 19L77 20V23H78V20H79V23L81 21L82 25L80 26L79 24H76V21ZM106 19L108 22H106ZM233 19L235 22L233 21ZM67 20H69L70 22L69 21L67 22ZM109 20L110 21L112 20V22H110ZM115 20H117V21H115ZM10 21L11 20H9V22ZM92 21L94 23L95 22H97V23H95V25H94L93 23H91ZM0 22H1V20H0ZM27 22H28V24H27ZM116 22H118L119 25H121L123 27L122 29H120L121 28V26H120L119 32L116 31V30H119L118 28L115 27V25H117ZM148 22H149V24H148ZM70 23L71 24L74 23V24H72V27L70 26ZM98 23L99 24L103 23V26H102V24L100 26H98L99 25ZM106 23H107L108 27L106 26ZM113 23H114V25H113ZM165 24H168V25L166 26ZM29 25H33V26H29ZM74 25H75V27H74ZM78 25L80 26V28H78L80 32L76 28V26L79 27ZM86 25L89 27H87ZM92 25H94V28L98 26V30H101L102 27H104L102 29V31H100V33H102L103 31H105V32L107 31L106 34H105V32H103L105 36L104 35L101 36L102 34L98 33L99 31L96 30L97 28L94 29ZM119 25H117V27H119ZM263 25H261V26H263ZM27 26H28V28H27ZM62 26H64V27H62ZM83 26H84V28H83ZM109 26H110V28H109ZM112 26L115 27V30L113 29ZM90 27H92L94 29V32H96V33L92 32V30H90L91 31L90 32L89 31V29H91ZM99 27H100V29H99ZM111 27H112V29H111ZM67 28H68V30H67ZM71 28H76V29H72V31H74V30L75 31L71 32L70 31ZM105 28H106V30H104ZM6 29H9V31H7ZM29 29H30V31L28 33ZM83 29H86V31L85 30L83 31ZM21 30H22L23 34L24 33L25 34L24 35L19 34L20 36L17 35L18 33H22ZM52 30H54V32ZM111 30L112 31L114 30V31L112 32ZM109 31L112 32L111 34L113 36L115 34L116 35L114 37L111 34L109 35V33H110ZM261 31H263V29H261ZM84 32H86V34ZM88 32L91 35H95V36H91ZM114 32H115V34H113ZM65 33H66V35L64 36L63 34H65ZM97 33H98V35H100V37L99 36L97 37ZM257 33L259 34V35H257V37L259 36L260 38L256 39V40H258V41H256V43H254L255 39H253V40L251 39L253 42H251V40L248 39V40H250V42H248V47L250 44H251L250 45L251 48L253 46V55H251L249 58L261 60L264 63V31L263 32H257ZM12 34H13V36H11ZM15 34L17 36H14ZM59 34H60V36H59ZM61 34H62V37H61ZM87 34H89V35H87ZM171 35H172V37H171ZM251 35H252V33L248 34V36H251ZM3 36H1V37H3ZM66 36L67 37L69 36V37L67 38ZM110 36H112L113 38ZM261 36H262V38H261ZM1 37H0V46L7 44L8 42L2 41ZM58 37H60L63 41L61 39H59ZM63 37L64 38L66 37L65 39H67V41H65V39H63ZM95 37H97V38L95 39ZM102 37H104L106 40L104 43H106L108 40L111 41V42L110 41L107 42L108 46L105 44H103V46H101L100 43H103L102 40H104V39H102ZM106 37H108V38H106ZM115 37H117V39ZM99 38L101 40H98ZM114 38L117 41H114L113 40ZM119 39H120V42H119ZM65 42H66V44H65ZM109 42L111 43V48L109 47L110 46ZM112 42L113 43L116 42L115 44H117L118 46L115 44H113L115 46H112ZM117 42H119V43H117ZM132 42H129V43H132ZM29 43L34 44L33 47H28ZM69 43H70V45H68ZM72 43H74V44H72ZM76 43H78V44H76ZM83 43H86V44H83ZM160 43H161V41H160ZM87 44L88 45L90 44V47ZM77 45L78 46L80 45L79 46L80 50L83 49V50H81V52L78 49ZM72 46H74V47H72ZM106 46L109 47L112 51L114 50V52H113L114 55L109 51V48L108 49L106 48L107 49V51H106V49H105ZM131 46H133V45H131ZM140 46H142V47H140ZM163 46H164V48H163ZM75 47H77L78 51ZM246 47H247V45H246ZM66 48H68L69 50L72 48L74 50L71 49V51H69ZM115 49H117V50L115 51ZM243 49L246 50L245 47ZM181 50H187V51L184 53L183 56L180 57V56H178L179 55L178 53ZM40 51L42 52L41 53L42 55H39ZM105 51L107 52L108 55L106 54ZM137 51H140V50H137ZM208 51H210L211 53L214 54L215 61L217 62L216 72L212 73V74H214L213 80L210 82L209 86L205 87V88L194 87V88L185 89L186 87L183 85L184 83L194 82V83H197V85H200L201 81H202V80H195V79H185V76H184L185 72L183 71L184 70L183 67L186 66L185 64H188V63H186L187 62L186 57L191 56L193 54L194 55L195 54H201V53L208 52ZM84 52H86V53H84ZM140 52H142V51H140ZM164 52H165V54L167 52V54L165 55ZM109 53H110V57H109ZM69 54L71 55V57ZM242 54H244V53L242 52L241 56H243ZM20 55H22V56H20ZM77 55H79V56H77ZM111 55H113V56H111ZM17 56H19L20 58L18 59ZM15 57H17V58H15ZM69 57L72 59L71 62L67 61V60H69V61L71 60ZM111 57H113V58H111ZM243 57L246 58L245 55ZM243 57H241V58H243ZM56 58H57V60H56ZM59 58L61 61H59ZM13 59L14 60L18 59L17 61L20 62L19 66L17 65L18 62L14 61ZM50 59H52V60H50ZM51 61L55 64L51 63ZM65 61H67L68 63ZM75 61H77V62L81 61V63L77 64V62H75ZM114 62H115V64H114ZM126 62H128V61H125L122 63L124 65H127V64H125ZM11 63H13L14 65H12ZM56 63L57 64L60 63L61 65L60 64L57 65ZM116 63H118L117 64L118 66L116 65ZM40 64H42V65L39 66ZM43 64H45V65H43ZM62 64H63V67H62ZM72 64H74V65H72ZM21 65L23 68L21 67ZM55 65H57V66H55ZM204 65L205 64H202V65L193 64V65H188V66H191V68H192L191 70L202 69V70H205L208 74L211 73V71H213V69L207 67V65H206V67H203ZM68 66L70 67V70L72 71L71 73H70V70L67 68ZM80 66H82V67H80ZM30 67H32L33 69ZM61 67L63 68V70L66 68L67 71H63ZM200 67H203V68H200ZM28 68H30V71L33 70L32 74L34 75V77L36 76L35 78L38 79V80L34 79V84H32L33 82L32 83L29 82L31 80H30V78H28V76H29V74H27L29 72L28 70H27L26 74L25 73L23 74V72H25L26 69H28ZM57 70H59V71H57ZM7 71H8V73H10V75L6 74ZM105 71L107 72L106 74L104 73ZM56 72L59 73L58 74L59 76H57ZM110 72H111V74H110ZM14 74L15 75L17 74L19 76L16 75L17 76L16 77ZM52 75L55 78H53V77L50 78ZM108 75H111V77H113V78L112 79H111V77L108 78ZM155 75H156V79L158 81L162 77V74L160 72L156 73ZM26 76L29 80L26 78ZM56 76H57V78H56ZM66 76H68V77H66ZM45 77H47V78H45ZM106 77L108 78V80L106 79ZM10 79L11 80L13 79L12 82L16 81V79L14 81V78H12V77ZM109 79L113 80V82ZM46 80H48L49 82ZM32 81H33V79H32ZM35 81H37V82H35ZM84 81H85V83H84ZM22 83L25 84L26 88H24V86H22ZM47 83H46V86H47ZM30 84L32 86L33 85L34 86L31 87ZM67 85H69L70 88ZM74 86H76V87H74ZM37 87H38V90H37ZM101 87H103V88H101ZM9 89H11V88H9ZM15 89L16 90L20 89L21 91L19 90L18 93L19 92H21V93L15 94V93H17V91ZM30 89L31 90L33 89V90L31 91ZM23 90L24 91L27 90V91L24 92ZM206 91H210L211 95L208 94V97L205 96L204 93ZM31 92H32V95H31ZM23 93H24V96H23ZM23 97H25V98H23ZM40 98H42V99H40ZM71 98H74V99H71ZM7 99H9V100H7ZM4 101H2V102L4 103ZM159 101H160V99H159ZM42 102H44V103H42ZM40 104H41V106H40ZM170 112H171V110H170ZM168 114H170V113H168ZM117 121H119V122L116 123ZM123 122H121V123H123ZM202 122H206V121L202 120ZM168 123H170V120H169V122H167V124ZM56 124H57V126H56ZM204 124H206V123H204ZM146 125H144V126H146ZM154 129H156V128H154ZM217 129H218V131H220L218 134L224 135L223 132H221V130H220V126ZM221 129H222V127H221ZM157 130H158V128H157ZM78 131H81L82 133H80ZM151 131L153 132L155 130H151ZM75 132H77V133L75 134ZM65 135L67 136V138H65ZM68 135L71 138H69L70 139L69 142H66L69 140ZM80 135H83V136H80ZM57 136H59V137H57ZM46 137H49V138H46ZM77 137H78V139L75 141V139ZM87 137H90L92 139H89ZM38 138H40V139H38ZM81 138H83L84 141ZM85 138H86V143H85ZM32 142L35 143L34 141H31V143ZM20 147H22V145H20ZM20 147L18 146V148L16 147V148H13L12 150L7 149L5 151L4 150L0 151V154L3 155V153L6 154L7 152L12 153L13 151L19 149ZM101 147H103V148H101ZM227 148L235 154V159L237 162L236 168L240 174H245L249 171L248 169H253V167H255L256 162L253 163L252 161H256V159L254 160L250 157V163L254 164V166L252 164V168H251V167H249L250 163L248 165V163L246 161H244L242 158L238 157L237 151L235 149H233L231 145H228ZM76 155H77V157H76ZM132 159H134V160L132 161ZM174 160H175V158H174ZM176 160H175L176 163L179 162V160L177 158H176ZM174 167H176V164ZM98 170H100L99 173H98ZM172 172H173V170H172ZM67 174H68V176H67ZM167 174L171 175L170 172ZM172 174H173V176L172 175L171 176L174 179H176L175 181L173 180V178H171V176L165 175V176H167V177H165V178H167L166 180H168V178H169V181L172 180L169 183H170L171 187H173V188H171L169 186L170 189L167 187L168 190L167 189L164 190L165 191V196H164L165 198L164 199L161 198L160 200H158L157 198H155L153 196H141L136 200H130V201L125 200V202L128 201L125 204L129 205V206H126L127 208L125 207L126 213L128 212V210H130V211L134 210V213H136L135 214L136 216L134 218L149 220V219H158V218L162 217L161 220H164V219L167 220L169 218H174V217H178V216L180 217L181 215H184L186 213V211H192V210L197 211L198 209H201L199 212V215L203 216L205 218V221L203 222V224L201 225L200 228L198 227V229H196V230H193V231L191 230V232H188V235L186 236V238L189 240V242L192 243V245H193V248L189 252L190 262H187L186 264L211 263L213 260V255L208 253L206 249H211L212 251L215 252L216 257L218 259H220V261H221L220 264H264V256L261 254V252L258 250L257 247H255L250 242H247L241 236V231H240L239 225L235 224L234 222H229L227 220L225 214H220V215L214 214L221 221H223L222 225H215L216 223L212 219L213 218L211 215L212 213H209L208 210H204V207L207 204V198L206 197L209 194L208 187H207V184L205 182L202 181V186L199 188L189 189L188 183H190L191 178L189 176H185V179H184L185 183L179 187L180 184L179 185L177 184V183H179L177 181L179 178L178 174L174 173V172ZM174 174L177 175L176 178H175L176 175H174ZM48 180H49V182H48ZM173 181H174L175 188L171 184V182H173ZM100 182H99V184H100ZM172 189H174V190H172ZM170 190H172V191H170ZM74 193H75V195H74ZM80 197H82V196H80ZM112 203L113 204H112L111 209L112 208L114 209L115 203L113 201H112ZM130 205H131V207H130ZM59 206H61V207H59ZM117 207H115V208H117ZM60 208H62V209H60ZM131 208H132V210H131ZM53 215L56 216V214H54V212H53ZM53 215H50L52 217V219L53 218L57 219V217H53ZM145 217H146V219H145ZM147 217H150V218H147ZM151 217H153V218H151ZM155 217H157V218H155ZM184 223L187 226L190 225L192 223V217H188V218L186 217L184 219ZM23 227L24 226H22V228ZM192 228H193V225H192ZM75 244H76V241H75ZM75 244H74V247L75 246L79 247ZM76 247H75V249H76ZM11 254H13V252ZM105 256H106V254H103L100 257H105ZM104 260H106V259L104 258ZM3 261H6V262L11 261L13 264H23V263L27 262V261L26 262L23 261L22 256H17L15 258H13V257H8L7 255L0 260V263Z\"/></svg>", "mask_w": 264, "mask_h": 264}]
</instances>
